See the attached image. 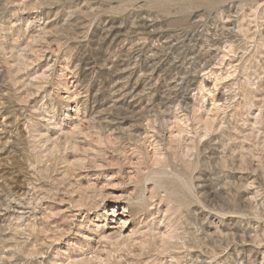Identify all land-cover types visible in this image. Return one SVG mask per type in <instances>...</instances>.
I'll use <instances>...</instances> for the list:
<instances>
[{
    "label": "rangeland",
    "instance_id": "374dc122",
    "mask_svg": "<svg viewBox=\"0 0 264 264\" xmlns=\"http://www.w3.org/2000/svg\"><path fill=\"white\" fill-rule=\"evenodd\" d=\"M0 264H264V0H0Z\"/></svg>",
    "mask_w": 264,
    "mask_h": 264
},
{
    "label": "bare ground",
    "instance_id": "6f19581e",
    "mask_svg": "<svg viewBox=\"0 0 264 264\" xmlns=\"http://www.w3.org/2000/svg\"><path fill=\"white\" fill-rule=\"evenodd\" d=\"M120 207V204H115L112 206L113 215L116 217L115 224L111 226V229L114 233H119L122 237H126L130 233V220L125 217V212H127L126 207H123L122 211L117 214V208Z\"/></svg>",
    "mask_w": 264,
    "mask_h": 264
}]
</instances>
